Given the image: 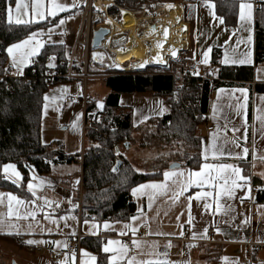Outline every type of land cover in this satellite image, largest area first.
<instances>
[{
  "label": "crops",
  "instance_id": "crops-1",
  "mask_svg": "<svg viewBox=\"0 0 264 264\" xmlns=\"http://www.w3.org/2000/svg\"><path fill=\"white\" fill-rule=\"evenodd\" d=\"M56 2L72 5L74 2L76 3V0H56ZM237 2V19L232 26L227 25L225 22L221 24L220 17L215 14L214 8L210 9L207 6L211 4L207 1L196 0L193 3H179L187 12L184 15L180 8L181 21L183 19L185 22L183 25L181 24V32L188 42V50L185 53V60L188 63H195L202 73L211 74L217 78H219L217 67L211 64L215 52L218 55V61L221 66L253 67V78L251 81H236L226 84L227 81L219 78L220 82H226L225 85L212 89L208 95L205 122L198 128L197 134L201 139L202 152L205 147L215 142L224 155L218 156V159H213L211 153H209V158L205 161L201 154L202 162L199 167L189 168L182 166L176 160L177 154L168 157L167 160H169L166 163L162 162L156 155L151 156L149 159L147 158L149 155L142 154L139 159L143 161L142 163L137 158L135 160V157L133 162L132 159L128 158V147L122 153L132 165L135 162L140 166H146V170L150 169L153 172H160V177L142 184L162 182L164 180L163 172L165 171H182L185 173L184 178H186L188 172L199 171L200 166L204 163L236 164L242 168L241 175L248 176L249 180L246 183L238 181L244 186L235 188L231 198L224 192L223 179H210L202 188L193 185L175 203L171 199V191L167 192V194H158L152 201L151 208H149L147 194L138 193L137 196L132 195L135 204L134 215H138V208L144 213L140 220L134 222L130 218L127 221H99L93 216L83 215L81 203L82 159L86 149L90 147V144L84 138L85 114H96L104 111L108 96L113 94L107 84L108 78L130 75V73H121L119 71V73H105L103 72L105 70L92 69V63L89 66L86 62L87 58L84 57L83 48V59H79L78 66L76 67L77 64L72 62L74 58L70 53H67V49L72 48L71 50H74L76 47L83 20L82 10L79 6L69 7L64 12H57L56 16L53 17L47 15L48 9L51 7V0H43L41 10L45 13V19L37 20L35 23L16 24L14 21L18 15L24 20L33 18L32 6L34 0H20L21 8L19 12L16 11V0H12V3L8 5V7L13 9V23L11 24L38 27L32 32L37 34L36 37L28 45L13 49L11 55L6 50L7 66L10 65L12 67V70L6 71V74L14 79L21 78L24 75V71L34 64L35 59L45 46H61L68 62L65 74L70 70L75 76L67 78L65 82L74 81L79 89L77 94L81 95L84 92L85 97L90 100L85 110L79 101L83 115L81 128L78 133L74 134L72 132L71 135L73 137L70 138L68 134L58 136L53 132L49 137L50 139H48L49 141H47L49 143L43 141L44 139L41 140L43 145L59 144L64 154L73 158L71 161L52 164L49 172L45 174H39L34 169H31L26 181H23V174L15 166V170L22 177L17 183H13L16 178L12 175V170L10 169L5 173L3 166L6 164L1 167L3 179L12 185L15 190L0 188V194H4L0 196V201H2L0 202V219L3 220V224H0V238H14L11 243L3 239L0 245L9 246L15 252L19 259L18 261H20V263L14 261L16 264H84L89 259V256L82 255V250L97 258L95 253L81 246L77 251H68V238L77 236H81L82 239L99 240L101 242V251L109 240L119 241L124 245L127 238H130L131 241L133 239L138 240L141 242V248L137 249L134 246L135 252L133 254H130L129 251L127 252V257L135 256L138 260L159 258L167 260L169 264H264V203L257 204L253 202L255 192L252 184V178H256L264 186V63H254L255 12L259 4L264 2V0H237ZM240 3H251L253 6L250 24L239 19ZM60 20H64L62 25L59 23ZM249 28L251 29L250 32ZM75 33L76 35L74 36ZM249 35L252 36L251 42H248L247 39ZM37 40L41 45L39 47L36 44ZM248 51L252 53L251 63H232L233 60L243 59ZM205 53H207L208 63L202 62ZM50 58H52L51 63L54 65L51 68L48 67ZM225 58L229 61L227 64L223 63ZM46 66L47 70L54 71L57 66V55L49 56ZM72 67H76L78 72H74ZM84 74H86V78L82 77ZM90 81L100 83V92L103 93L100 102L102 107L96 105L95 93L89 94L87 92L84 84ZM57 85L50 86L49 89ZM49 89L45 93L44 98L47 96L54 100V96H49ZM240 89L246 91L241 93ZM72 94L75 93L70 95ZM125 95H134V97L145 101H149L152 96L161 99L162 108L165 111L160 117L170 114V107L161 96L137 91L121 93L118 98V106L130 112L131 121L133 118V107L123 105ZM88 107L91 110H88ZM151 118L158 117H149L147 120ZM207 126L212 127V129L207 130ZM234 127L239 129V131L233 132L232 129ZM212 134H216L215 141H213ZM245 135L246 142L240 139V137ZM134 139H139L138 134L137 137L134 136ZM232 141L238 142L241 147L249 148V153L245 159L237 160L235 157L228 155L229 152L240 151ZM86 142L89 144L88 147H86ZM157 146L161 147L162 145ZM157 146L149 145L144 148H136V151L138 152V149L143 152L150 151ZM172 163H179L180 166L170 169L169 166ZM133 167L135 168L134 165ZM212 175L215 176L216 174L212 173ZM175 179L173 177L168 181L170 187H175L172 182ZM29 182L34 185L32 191H35V196L28 189ZM230 184L231 181L229 180V186ZM212 185L215 186L213 187ZM151 191V189H145L144 193H151ZM205 191L211 192L212 195L206 198L202 196L198 201L195 198L196 193ZM9 193L25 201L22 205H16L15 201H13V209L14 211L18 209L21 214L20 219H17L15 215L11 218L7 215V194ZM217 193L220 194L219 202L222 205L220 213L215 212L214 197ZM188 197H192V199L189 200ZM45 201L51 203H45ZM243 202L247 203L244 207L242 206ZM205 203L210 204L211 207L206 209L204 207ZM189 204L191 206L190 209ZM62 206H65V210H61ZM229 206L231 208L230 211L228 210ZM30 211L35 212V219L31 216L24 219L23 216ZM189 211L193 217L191 224L186 222L189 218ZM178 216L179 220H177ZM45 217L48 218L46 219ZM61 217L65 219H60ZM85 220L88 221L87 225L84 223ZM105 222L110 225L109 229L104 228ZM10 223L13 227H9ZM126 223L137 227L138 231L135 236L128 229H124ZM48 229H51V231L49 232ZM205 229H207L206 233L204 232ZM217 229H219V232ZM121 230L126 231L128 234L121 235ZM210 230L211 234L208 233ZM73 232L75 235L71 234ZM149 232L152 234H149ZM181 232H183V235H180ZM156 233H167L168 235H157ZM30 239L48 241L49 243L29 245L26 241ZM53 241H59L60 244L51 243ZM65 243L67 247H64ZM168 244L171 246L166 247ZM113 247L117 248L119 245H113ZM73 253H75L74 259ZM102 253L106 258L112 255V253H104L103 251ZM157 253H159L158 257ZM26 256H30L28 262L23 259ZM120 264H127V258L121 261Z\"/></svg>",
  "mask_w": 264,
  "mask_h": 264
},
{
  "label": "trees",
  "instance_id": "trees-1",
  "mask_svg": "<svg viewBox=\"0 0 264 264\" xmlns=\"http://www.w3.org/2000/svg\"><path fill=\"white\" fill-rule=\"evenodd\" d=\"M196 0H118L117 7L109 9V14L119 8L136 10L139 17L143 5L150 3H193ZM214 5L215 14L232 26L237 19V0H204ZM12 0H0V188L15 190L1 174L4 164L12 163L23 174V181L34 169L39 174L49 172L50 166L58 162L71 161L73 158L64 154L59 144L41 143V117L44 95L50 86L65 82L67 78L48 82L45 78L46 62L49 56L57 55L56 73L67 72V60L61 46H45L33 65L24 71L21 78L14 79L6 74L7 48L28 37L38 26L13 25L6 19L5 9ZM256 34L254 38V63H264V2L255 12ZM211 64L217 67L218 77L226 82L205 83L202 87V100L199 107L181 108L174 104L172 97L183 88H179L169 75L182 70L184 66L162 67L148 66L142 70L130 71V75L108 78V87L113 91L109 95L100 122H90L84 138L90 144L82 159V213L93 216L99 221H127L135 214L132 188L155 180L160 172L141 173L135 170L124 155L126 145L136 144L139 148L156 145L178 146L176 160L182 166L197 168L202 162V144L197 134L204 124L207 100L210 91L216 87L236 81H251L253 67L221 66L218 55H213ZM78 72L76 67H72ZM105 73H119L105 70ZM122 73V72H121ZM133 74V75H132ZM218 78V79H219ZM189 93L185 96L192 102L193 95L199 93L200 86L195 80L189 84ZM149 92L164 98L170 107V114L147 120L144 125L134 127L129 111L118 106L121 93ZM88 110H91L89 107ZM138 134L139 139H134ZM120 161L117 171L112 169ZM158 163V162H157ZM161 165V164H160ZM254 187L253 202L264 203V186L252 178ZM261 187H263L261 189ZM13 242L14 238L3 237ZM80 246L97 255V264H108L101 251V242L97 239H82Z\"/></svg>",
  "mask_w": 264,
  "mask_h": 264
},
{
  "label": "snow or ice",
  "instance_id": "snow-or-ice-1",
  "mask_svg": "<svg viewBox=\"0 0 264 264\" xmlns=\"http://www.w3.org/2000/svg\"><path fill=\"white\" fill-rule=\"evenodd\" d=\"M79 5L76 4L75 2L72 5H65V4H61V3H57L56 0H51V7L48 9L47 15L48 16H56L57 12H64L67 11L69 7H78ZM210 9L214 8V5L212 4H208L207 5ZM26 7V6H25ZM43 7V0H34L33 6H32V11H33V18L31 20H24L22 19L19 15L15 18V23L16 24H29V23H35L37 22V20H43L45 19V13L44 11H42ZM167 7L169 9L173 8L174 5L172 4H168ZM252 4L251 3H240L239 8H240V14H239V19L241 21H244L248 24L251 23L252 21ZM21 8V3L20 0H16V11L19 12ZM6 14H7V19L8 22L11 24L13 23V9L11 7H8L5 9ZM123 15V12L121 13ZM220 19V23L223 24V18H219ZM108 23H111V20L107 21ZM61 25L64 23V20H60L59 22ZM249 32L251 31V29H248ZM153 32H155V29L152 30ZM164 36L167 37L168 35V30L164 29ZM36 33H31L26 39L20 41L17 44H13L11 45L7 51L9 53V55H11L13 53V49H19L22 46L28 45L35 37H36ZM248 42L252 41V36L249 35L247 37ZM37 47L41 46L40 42L37 40L36 42ZM162 45L160 43H157V47H161ZM171 55L173 57L176 56V52L172 51ZM251 51H248L247 53H245L244 58L240 59L238 61L233 60L232 63H239V64H246V63H251ZM51 59L50 58V63L48 65L49 68L54 67V65L51 63ZM95 59V56H94ZM162 62V61H161ZM203 63H208V59H207V53L204 54V60L202 61ZM229 61L227 58H225V60L223 61V63L227 64ZM144 63H147V61H145ZM137 67H143V64H138L136 65ZM66 91V90H65ZM241 93H244L246 90L244 89H240ZM45 100H48V97L45 96L44 98ZM98 107H102L101 104L98 103L97 105ZM45 108H47V105H45ZM165 111V109L161 108L160 109V113L162 114ZM144 119H147V117H144ZM77 120H79V115L77 116ZM73 127H76V122H73ZM233 132L239 131V129L237 128H233L232 129ZM213 137V141H215L216 139V134H212ZM226 139V137H225ZM240 139H243L246 142V135L240 137ZM232 143H234L236 148H239L240 151L237 152H229L228 155L235 157V159L237 160H243L246 158L247 154L249 153V148L248 147H241V145L236 142V141H232ZM255 144V142H254ZM209 153H211V156L213 159H218V156H223L224 153L222 151H220V148L217 146V144L215 142H213L211 145L205 147L203 149L202 152V156L203 159L205 161L208 160L209 158ZM175 167V166H174ZM12 170V175L16 178L13 180V183H17L20 179H22V177L20 176V173L18 171L15 170V165L12 164H6L3 166V170L5 173H7L9 170ZM114 172L117 171L116 168L112 169ZM139 171V170H137ZM242 172V168L236 164H231V163H204L200 166V170L199 171H190L188 172L186 178L185 177V173L182 171H165L163 172V177L164 180L162 182L156 183H149V184H141L138 185L135 188H132V195L133 196H137L138 193L141 194H147L148 195V199H149V208H151L152 206V201L154 200L155 196L158 194H167V192L171 191L172 192V197L171 199L173 200V203H175L176 200L179 199L180 196L183 195L184 192L188 191V188L195 185L196 187H203L205 185V183L208 180H216V179H223L224 180V192L225 194L231 198L232 194H233V190L235 188H241L244 185L241 183H238V181H243V182H247L249 180L248 176H244L241 175ZM212 173H215L216 175L213 176ZM173 177H175L176 179L173 180V185H175V187H170L168 184V181L171 180ZM183 178V179H182ZM229 180L231 181V184L229 186ZM43 183V181H42ZM78 183V181H77ZM213 187L215 185H212ZM34 188V185L29 182L28 183V189L30 191H32ZM145 189H151V193H144ZM32 194L35 196L36 193L35 191H32ZM4 194H0V196H3ZM8 195V212L7 215L9 218H11L12 216H16L17 219L21 218V214L19 213L18 209L14 211L13 209V201H15L16 205H22L25 203L24 200L18 199L16 196L12 195V194H7ZM212 193L211 192H198L196 193V199L199 201L201 199V197H209L211 196ZM219 196L220 194L217 193L214 197L215 200V212L216 213H220L221 209H222V205L219 202ZM189 200L192 199V197H188ZM2 202V201H0ZM45 203H51L49 201H45ZM190 204H189V209H190ZM204 207L210 208L211 205L208 203L204 204ZM228 210L230 211L231 208L229 206ZM138 215H134L132 217H130L131 221H138L141 219L142 216H144V213L141 209L138 208ZM35 212L34 211H30L28 212L26 215L23 216L24 219H27L28 216H31L33 219H35ZM46 219L48 217H45ZM60 219H65L64 217H61ZM74 219V217H73ZM193 217L191 216V213L189 211V218L186 221L188 224H191ZM177 220H179V216L177 217ZM84 223L87 225L88 221L85 220ZM0 224H3V220L0 219ZM67 226V225H66ZM9 227H13V225L10 223ZM58 227V225H57ZM181 227H183L181 225ZM98 228V226H97ZM104 228L105 229H109L110 225L105 222L104 224ZM124 229H128L129 231H131L132 235L135 236L136 232L138 231L137 227L133 226L132 224H125L124 225ZM48 231L50 232L51 229H48ZM217 231L219 232V229H217ZM204 232H207V229L204 230ZM11 234V233H8ZM19 234V233H17ZM72 235H75V233H71ZM121 235H127L128 233L126 231L121 230L120 232ZM149 234H152L151 232H149ZM157 235H168L167 233H156ZM180 235H183V232L180 233ZM27 244L32 245V244H37V243H49L48 241H36V240H28L26 241ZM51 243H56V244H60L59 241H53ZM131 243L137 248L140 249L141 248V242L138 240L133 239L131 241ZM113 245H119V247L114 248ZM171 245L168 244L166 245V247H170ZM64 247H67L66 243L64 244ZM102 251L104 253H112V255L107 256V262L108 264H120L121 261L125 260L127 258V264H169V262L167 260H161L159 258L157 259H144V260H138L135 256L133 257H127V252H128V247L127 245H124L123 243L119 242V241H115V240H109L107 242L106 245L103 246ZM73 255V259L75 258V253L72 254ZM82 255L84 256H89V259L87 261L84 262V264H96L97 258L96 256H91L90 254L83 252L82 250ZM151 255V254H150ZM166 255V253H165ZM159 256V253H157V257ZM227 259V258H225Z\"/></svg>",
  "mask_w": 264,
  "mask_h": 264
},
{
  "label": "rangeland",
  "instance_id": "rangeland-1",
  "mask_svg": "<svg viewBox=\"0 0 264 264\" xmlns=\"http://www.w3.org/2000/svg\"><path fill=\"white\" fill-rule=\"evenodd\" d=\"M179 5V3H176ZM180 6V5H179ZM182 12L184 15L187 14L186 10L184 7L180 6ZM150 6L147 4L145 7L141 8L139 17L143 15L142 11L144 10H149ZM121 10L128 11L130 12L135 18H139L136 16V10H129L125 8H119V10L114 13V14H109L110 16H117ZM152 22H146L143 23L139 26L138 33L140 34L141 32L144 31L145 24L152 25ZM185 22L182 21L180 22V28L181 24L183 25ZM99 27H104L102 24V20H99L97 22H94L91 24V31H95ZM76 33L74 34V36ZM126 37H128V33L124 32L121 35H114L111 36L107 43L105 45H102L98 48H92L91 47V39L88 41V48H87V64L90 66L89 61L92 62V69L94 70H115L119 72H130V71H136L137 69H132L129 68L128 64H125V70H120L115 68V63L113 59L116 58V54L114 50L119 49L120 47L124 46L125 43L124 41L126 40ZM81 40H84V36L81 38ZM124 43V44H123ZM123 44V45H122ZM82 46L76 45L74 50H71L72 48L67 49V53L71 54L73 56V63L77 64L76 67L79 64V59H83L82 57ZM185 52L180 54L179 58L177 60H170L166 63V65L171 66H187L189 63L187 60H185ZM95 56V59H94ZM82 57V58H81ZM166 65H152L155 67H163ZM201 70V69H200ZM85 87L87 88V92L89 94H92L93 92L95 93V98H96V105L98 103L100 104L101 102V96L103 95L102 92H100V83L90 81V82H85ZM66 90V91H65ZM71 93H79L78 86L74 81H69V82H63L61 84H58L55 87H51L49 89V96H54L53 98L50 99L48 97V100H45L44 106L42 109V117H41V131H42V139L46 143H49L48 139H50L51 133H56L58 136L59 135H64L68 134L69 137H73L71 133L73 132L74 134L78 133L81 128V118L83 115L82 112V106L79 101H74V102H67L68 96ZM149 101H145L141 98H136L134 95H125L123 98V105H130L133 107V118H132V123L133 126L136 127L138 125H144L146 120L149 117H160L162 114L160 113V109L162 108V100L158 98H154L153 96L149 98ZM45 105H47V108H45ZM79 115V120H77V116ZM144 117H147V119H144ZM76 122V127H73V122ZM135 137H137V134H134ZM86 147L89 146V144L86 142ZM151 145H156L155 141L153 140ZM157 146V145H156ZM137 147L135 144H132L129 146L127 149V156L132 162L134 161L133 158L135 157L138 159L139 162L142 160L140 159V156L142 154L149 155L147 158H151V156L156 155L162 162H167V158L176 155L178 153H182V148L178 146H157L151 149L150 151H145L143 152L141 149H138L139 151H136ZM153 160V158H152ZM158 160V159H157ZM143 163V161H142ZM135 166V170H139L138 172L141 173H146L149 171L153 170H146V166L142 165L140 166L137 163H133ZM146 171V172H145ZM1 242V241H0ZM13 255V256H12ZM17 258V259H15ZM27 262L30 260V256H26ZM18 257L15 255V252L6 245H0V264H16L14 261H18ZM20 263V261H18Z\"/></svg>",
  "mask_w": 264,
  "mask_h": 264
},
{
  "label": "bare ground",
  "instance_id": "bare-ground-1",
  "mask_svg": "<svg viewBox=\"0 0 264 264\" xmlns=\"http://www.w3.org/2000/svg\"><path fill=\"white\" fill-rule=\"evenodd\" d=\"M168 4L174 7L169 9ZM100 18L104 27L110 30L102 45H105L111 36L128 33L124 41L125 45L114 50L116 58L113 61L117 69L125 70V64L137 70L155 64L166 65L168 61L177 60L180 54L188 50V42L180 28L181 10L176 4L159 3L145 10L139 18L124 10H121L117 16L104 15ZM109 20L111 23L107 22ZM146 22H152V25L145 24L146 28L139 34V26ZM153 29L155 32L152 31ZM164 29L168 30L167 37L163 34ZM157 43L162 46L158 48ZM172 51L176 52L175 57L171 55ZM145 61L147 63H144ZM138 64H143V67H137Z\"/></svg>",
  "mask_w": 264,
  "mask_h": 264
},
{
  "label": "built area",
  "instance_id": "built-area-1",
  "mask_svg": "<svg viewBox=\"0 0 264 264\" xmlns=\"http://www.w3.org/2000/svg\"><path fill=\"white\" fill-rule=\"evenodd\" d=\"M117 1L118 0H76V3L79 5V7L82 10V24L81 29L78 34L76 45H80L83 47L84 50V57L87 58V48H88V41L93 36V30L91 31V24L94 22H97L101 20L100 17L104 15H108L109 9L111 8H118L117 7ZM159 3H150V8L157 5ZM147 4L143 5L145 7ZM145 11V10H144ZM142 11V13L144 12ZM84 36V40H81V38ZM92 40V39H91ZM87 62V61H86ZM85 62V64H86ZM92 62H89L91 64ZM170 65L163 66L164 69L168 70ZM12 70V67L10 65L7 66L6 71L9 72ZM45 78L48 80V82H51L53 80H60L63 78H73L75 77L69 70L67 74H61L56 73L53 70H47L45 72ZM169 75L172 77L174 83L179 87L183 88V90L179 93H175L172 97V101L174 104H178L181 108L186 107H199L202 100V86L205 83H209L210 85L214 82L220 81L217 77L211 75V74H204L202 73L198 66L195 63H189L187 66L183 67L182 70L177 72H171ZM83 78H86V74L82 76ZM195 80L200 86L199 93H196L193 95V101L191 102L187 96L190 95L189 91V83ZM184 93H188L187 96L184 95ZM69 102L74 101H80L83 105V109L85 110L87 105L89 104L90 100L85 97L84 92L80 94H72L68 97ZM103 119V115L101 113H87L85 114V124L83 126V131L88 130L90 122H100ZM207 130H211L212 127L207 126ZM247 203L243 202L242 206H246ZM61 210H65V206L61 207ZM209 234H211V230L208 231ZM82 238L81 236L77 237H69L68 238V251H77V249L80 247V242ZM125 245L128 247V251L130 254H133L135 252L134 245L131 243V239L127 238L125 239ZM250 253V252H249ZM250 258V256H249Z\"/></svg>",
  "mask_w": 264,
  "mask_h": 264
},
{
  "label": "water",
  "instance_id": "water-1",
  "mask_svg": "<svg viewBox=\"0 0 264 264\" xmlns=\"http://www.w3.org/2000/svg\"><path fill=\"white\" fill-rule=\"evenodd\" d=\"M110 30L106 27H99L93 32L92 40H91V47L92 48H98L101 46L102 42L104 41L105 37L109 35ZM158 66V65H157ZM127 148V145H126ZM120 161H118L114 168L118 169L120 165ZM175 166V167H174ZM179 163H172L169 168H176L179 167Z\"/></svg>",
  "mask_w": 264,
  "mask_h": 264
}]
</instances>
